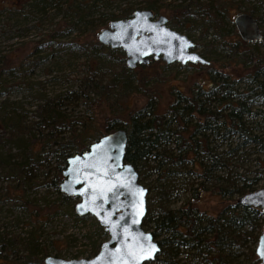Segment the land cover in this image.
<instances>
[{
  "label": "trees",
  "instance_id": "16d2710c",
  "mask_svg": "<svg viewBox=\"0 0 264 264\" xmlns=\"http://www.w3.org/2000/svg\"><path fill=\"white\" fill-rule=\"evenodd\" d=\"M26 1L33 11L45 13L52 9L59 12L65 25L60 23L58 27H67V32L56 28L45 33V39L32 46L35 54L45 47L52 48L56 36L69 33L79 23L91 31L98 23L128 16L135 8L125 4L117 13L109 12L106 16L102 13L90 18L94 0ZM253 2L255 5L245 10L252 15L253 6L264 7V0ZM167 4L170 3L144 0L138 8H149L154 14L160 5ZM230 5L229 0H180L171 4L166 24L185 30L196 24L194 22L205 21L207 27H214L222 34ZM229 28L233 29V25L229 24L227 30ZM213 39L205 44L204 54L213 46ZM67 42L79 46L73 39ZM87 44H80L83 49L90 50L85 64L87 72L78 79L76 88L49 96L36 91L40 102L33 111L34 119L23 122L25 112L16 114L15 105L8 108L12 102L10 104L5 98L0 100L3 131L0 145L13 139L21 142L14 144L16 151L6 148V155L0 158L12 184L11 190L20 192L26 187L44 184L54 188L60 202L69 203L73 196L58 189L65 157L84 150L89 143L86 140L92 141L102 133L123 127L126 133L124 160L137 170L138 180L147 190L156 183L153 198L155 194L157 197L153 202L146 197L141 219V225L150 230L158 244L153 264H246L245 258L249 260L248 264L255 263L253 247L249 245L256 241L264 213L257 207L240 204L236 199L239 194L253 189L257 177L248 178L242 172L237 175L232 166L246 163L253 152L264 155V76L261 78L262 72L257 71L263 65L264 51L247 48L246 52L245 49L240 51L244 66L250 63L253 67L252 73H248L249 69L242 72L245 80L242 86L235 85L229 74L210 68L206 84L198 83L187 93L175 87L171 99L161 108L158 92L146 87L144 78L135 76L134 67L124 65L119 49H116L119 56L115 58L118 69L114 70L109 65L114 58L109 55L112 48L97 41ZM100 56L105 58L101 61ZM147 64L136 66L144 69ZM12 66L7 56H0V85L5 77L16 76L19 65ZM105 69L113 75L102 80L101 73ZM33 84L34 81H25L29 88ZM114 88L119 91V96L138 91L143 101L129 107L115 99V103L110 102V114H104L102 121L97 122L92 109L98 107L100 99ZM64 99L81 103L89 113L71 116L61 107ZM255 103L261 108L253 109ZM54 151H58L59 157L54 173L46 178L49 173L45 170L41 172L43 179H38L39 169L46 166V154ZM255 158L258 166L263 168L264 159ZM230 172L234 178L228 177ZM150 175L153 177L149 178ZM191 178H197L194 185L189 182ZM180 191H189V196L179 204L171 205ZM206 191L217 197V205L211 207V211L198 206L201 194ZM45 211L36 210L35 217H39V213L44 215ZM73 215L81 218L87 214ZM100 232L105 233L102 228ZM98 244L99 241L86 256L92 255ZM18 250L19 254L15 253ZM46 254L34 227L23 235L0 228L2 264H44Z\"/></svg>",
  "mask_w": 264,
  "mask_h": 264
},
{
  "label": "rangeland",
  "instance_id": "374dc122",
  "mask_svg": "<svg viewBox=\"0 0 264 264\" xmlns=\"http://www.w3.org/2000/svg\"><path fill=\"white\" fill-rule=\"evenodd\" d=\"M179 1L159 0L160 3L169 2L170 4L160 5L154 14H164L167 16L170 12L171 4ZM229 1H231L227 12L229 19L226 18L224 20L226 25L222 28V34H219L214 27H207L205 21H201L200 23L194 22L196 24L188 27L189 30H187L188 28L179 30L194 41V50L208 61L206 66H200L196 62H186L182 65L178 62L164 63L162 60L157 59L147 64V67L144 69L140 66L133 68L137 78H144V85L146 87L151 88L154 92H158L160 97L159 107H164L169 99H171L175 87H179L183 93H187L190 87H194L198 83L206 84V74L207 71L209 72L208 66H212L211 68L229 74L234 78L235 85L239 84L240 86L245 81L243 76H241L242 72L249 69L248 73H252L253 67L251 64H246L245 67L242 63L243 57L240 51L245 49L246 52V48L250 51L254 49L264 51V38L249 45L241 41L238 35L234 33V30L231 28L227 30V26L230 24L229 20H231L233 13L245 11L248 6L255 4L253 0ZM237 1H240V3L235 4ZM143 3L144 0H94L92 3L93 7L90 9V18L98 17L102 13H104V16L109 12L117 13L119 8L125 4L138 8ZM253 7L255 8L252 12L258 20L260 32L264 33V7ZM90 18L85 16V19ZM107 22L98 23L96 28L91 31L83 23H79L69 33L61 34V36H56V38L54 37L56 42L52 48L45 47L35 54L32 53V46H36L39 40H43L42 38L45 39V33L56 28L66 31V26L64 28L58 27L60 23L65 25L62 21L61 14L52 9H49L45 13L33 11L29 9L26 0H0V56H7L11 65H14L12 67L19 65L17 67L19 69L15 73L16 76L5 77L4 74L1 75V77L5 78L4 83L0 85V100L5 98L7 102H12L8 108L15 105L17 107L15 109L16 114L25 112L26 117L23 122H27L28 119H34L33 111L37 103L40 102L36 98V91L49 96L54 93L75 89L78 79L87 72L85 64H87V54L90 51L83 49L81 45L85 43L88 45L87 43L89 42L97 41L96 32L102 27H105ZM213 37L215 38L213 39ZM71 39L79 43V46L70 45L67 41ZM210 39H213V46L204 54L202 51H205V44L209 43L208 40ZM234 43H236L235 47H233ZM116 49H112L113 51L109 52V55L114 57L109 61L110 67L114 70L118 69L115 58L119 56V52ZM50 52H53V54H49ZM120 53L123 56L121 50ZM38 57L42 58L38 60ZM102 58H105V56H100L101 61ZM262 64H264V61ZM101 75L102 80H105L111 77L113 73L105 69ZM25 81H34V84L29 88V86H26L27 84L25 85ZM118 92L117 88L109 90L105 94L106 96L100 99L101 102L98 107L95 106L92 109L97 122L102 121L101 117L109 113L110 102L113 101L115 103V99L118 102L120 101L122 105L126 103L129 107L133 103L139 104L143 101L138 91H132L127 95L120 94V96ZM92 95L96 97L95 93H92ZM63 102L61 107L66 112H69L71 116L79 114L87 115L89 113V111H85L81 103L75 100L64 99ZM117 106L121 105L117 104ZM257 107L261 108V105L255 103L253 109H257ZM1 127L0 123V135L3 134ZM16 142L17 144L21 143L17 139H13V141L0 145L2 146L0 147V158L6 155V148H9L11 151H16V145H14ZM86 142H90V140L88 139ZM255 157L260 160L264 159V155L260 152H253L249 154L246 163L238 167L232 166L237 172L235 173L237 175L242 172V175L245 177H257L252 184L253 188L264 184V166L263 168L259 167ZM45 159L46 166L39 169L40 174L38 179H43L41 172L45 170L49 173L46 178L52 176L54 168L59 161L58 151L48 152ZM217 173H220V171H217ZM232 175L230 172L228 177H233ZM152 177L153 175L149 176V178ZM195 180L197 178H191L189 182L191 183L192 181L194 185ZM247 181L249 180H245V182ZM11 186L12 184H10L5 170L0 164V228L18 233V235H23L34 227L37 240L39 244L45 247L46 255H56L63 258L84 257L90 253L96 242H100L107 237L106 232H100L102 227L96 222L93 216L87 214L79 218L73 215L74 211L72 207L76 198H72L69 203L60 202L54 188L44 184L29 186L20 192L12 191ZM155 189L156 183H154L151 189L149 187L147 190V200H152L151 202H153L156 199L157 194L153 198ZM188 196L189 191L178 192L177 196L171 202V205L179 204ZM216 205V196H212L209 191L201 194L198 202V206L201 209L211 211ZM36 210H39L40 213L46 210V213L44 215L39 213V217H35ZM254 244L255 242L250 244L249 247H253ZM19 252L18 250L15 253L19 254ZM243 261L246 264L249 262L246 258ZM0 264H2L1 258ZM150 264H153V262Z\"/></svg>",
  "mask_w": 264,
  "mask_h": 264
},
{
  "label": "water",
  "instance_id": "95a60500",
  "mask_svg": "<svg viewBox=\"0 0 264 264\" xmlns=\"http://www.w3.org/2000/svg\"><path fill=\"white\" fill-rule=\"evenodd\" d=\"M166 21L164 14L134 8L126 17L110 19L96 32V40L109 48H119L128 68L157 58L181 65L207 64V59L194 50V41ZM232 23L241 40L260 39L259 25L251 14L238 12ZM125 144V130L117 127L100 134L84 150L65 157L59 191L76 197L74 213L93 216L107 237L90 256L45 255L44 264H150L154 260L157 241L141 225L147 188L138 180L137 170L124 160ZM236 200L264 213V184L239 194ZM253 252L256 264H264V218Z\"/></svg>",
  "mask_w": 264,
  "mask_h": 264
},
{
  "label": "flooded vegetation",
  "instance_id": "af4514ba",
  "mask_svg": "<svg viewBox=\"0 0 264 264\" xmlns=\"http://www.w3.org/2000/svg\"><path fill=\"white\" fill-rule=\"evenodd\" d=\"M238 12H241V11H238ZM238 12H236V13H238ZM244 12H247V11H244ZM236 13H233V15L231 16V20H229V22H230V24L231 25H233V23H232V17L236 14ZM247 13H249V12H247ZM250 14V13H249ZM228 15V14H227ZM252 15V14H251ZM253 17H254V15H252ZM227 18L229 19V16H227ZM255 18V17H254ZM255 20L257 21V24L259 25V23H258V20L255 18ZM109 21V20H108ZM232 30H234V33H236V35H237V32H236V29H235V27H234V25H233V29ZM260 34H261V37H260V39L262 38V32H260ZM239 37V36H238ZM240 38V37H239ZM241 41H243L244 43H248L249 45H251V44H253L254 42H257V41H259V40H257V41H244V40H241ZM108 47V46H107ZM109 48V47H108ZM109 49H111V48H109ZM112 49H116V48H112ZM117 49H119V48H117ZM200 54V53H199ZM157 59H159V58H157ZM157 59H155V60H157ZM150 60H153V59H150ZM149 60V61H150ZM173 62H175V61H173ZM165 63V62H164ZM170 63H172V62H170ZM190 63V62H189ZM196 63H198V62H196ZM198 64H200V66H206L207 64H201V63H198ZM212 66H208V68L210 69ZM257 71H260V72H262V73H260V77L262 78L263 76H264V64L263 65H261L260 67H259V69L257 70ZM73 198H76V197H74L73 196ZM99 245V244H98ZM98 248V247H97ZM256 262H257V259H256V261H255V263H253V264H256Z\"/></svg>",
  "mask_w": 264,
  "mask_h": 264
}]
</instances>
